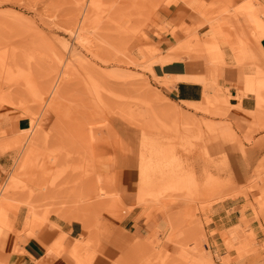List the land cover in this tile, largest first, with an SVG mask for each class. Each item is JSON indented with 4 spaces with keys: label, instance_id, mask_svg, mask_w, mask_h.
Here are the masks:
<instances>
[{
    "label": "rangeland",
    "instance_id": "rangeland-1",
    "mask_svg": "<svg viewBox=\"0 0 264 264\" xmlns=\"http://www.w3.org/2000/svg\"><path fill=\"white\" fill-rule=\"evenodd\" d=\"M180 6L189 11L179 28L167 21ZM84 11L90 46L75 34ZM205 34L231 60L214 59ZM262 39L264 0H0V149L12 158L0 183V238L12 233L18 253L36 239L58 257L66 246L56 252L30 234L78 222L81 264H92L107 245L99 229L136 209L149 231L114 259L101 253L106 264H264V153L248 181H235L228 159L256 134L264 139ZM185 57L204 58L206 74L155 75V65ZM177 79L203 83V100H171L162 86ZM245 97L252 110L241 107ZM127 171L137 181H117Z\"/></svg>",
    "mask_w": 264,
    "mask_h": 264
},
{
    "label": "crops",
    "instance_id": "crops-1",
    "mask_svg": "<svg viewBox=\"0 0 264 264\" xmlns=\"http://www.w3.org/2000/svg\"><path fill=\"white\" fill-rule=\"evenodd\" d=\"M188 11L189 10L186 7L180 6L174 12L172 18L167 22H170L174 26H177L179 28L182 27L185 23L184 16L188 13ZM165 23L166 22L160 20L156 25V35L159 38L166 35V33L162 35L159 30ZM202 39L205 44H207L209 54L214 59L224 58L227 61L231 60L232 53L228 46L220 44L219 41L212 38L211 35L208 34H205ZM174 44L175 42L172 45ZM156 45L158 44L156 43ZM172 45H170L164 52L170 49ZM261 47L264 50V39H262L261 41ZM225 48L229 50V58H226L225 56ZM201 60H203L205 64ZM206 71V60L204 58L192 60L188 57H185L180 61L167 63L161 66H154V73L158 77H186L196 75L202 76L206 74ZM219 75L220 79L218 80V83H222L224 85L226 82H228V76L226 73L221 74V71H219ZM162 87L164 88L166 95L171 100L177 103L189 102V104H194L195 102H201L205 93L204 84L200 81L194 80L191 81L185 79H177L172 86ZM259 87L260 86L258 85L255 86L253 91ZM230 94H236V91L231 90ZM229 98L234 97L228 96L226 102H223L220 98L219 99L223 104L226 103L227 107H230L228 104ZM241 107L245 110L247 109V111L252 110L253 102L251 97L243 98L241 101ZM28 125L29 121L27 119H20L17 123L19 129H26ZM262 136L263 134H256L254 136V140H256V142L253 145L244 143V153L240 150L229 151L228 159L230 169L235 181H248L250 179L252 171L257 165L258 159L264 153V139H261ZM11 163L12 158L10 153L2 152V150L0 149V183H2L4 173L9 169ZM117 181H137V179L134 173H132L131 171H127L126 173H122L121 175L119 174ZM136 216V209H133L123 221L117 222L114 220H108L106 225L102 226L101 229H99L98 234L100 239L107 244L106 247L100 245V251L102 254H104L105 257L109 256L110 258L114 259L119 251L122 252L123 250H125L135 239L145 237L146 233L149 230H147L144 222H136ZM14 217L15 218L12 221L16 222L15 228L18 230L20 227L17 223V217L15 215ZM58 225L59 229L52 227L49 223L45 224L40 230H38L37 235H30L31 237L38 236L37 238L44 241V243H46L48 246L64 245L67 249H69L73 246L77 238L85 234L82 224L78 222H72L70 224L59 222ZM255 228L256 231L260 233L256 225ZM60 231L66 233V239L64 236L59 237ZM6 235L7 236L5 238H0V258L6 261L7 264H75L65 254L54 257L51 251H49V248L36 239H28L23 244H17L18 249L22 251H20L19 253L14 252L13 247L16 245L15 236L12 233H8ZM9 245L10 247L8 248ZM5 246L7 248H5ZM101 253L98 254V251L96 250V254L92 264H106V262L103 260L104 256Z\"/></svg>",
    "mask_w": 264,
    "mask_h": 264
},
{
    "label": "bare ground",
    "instance_id": "bare-ground-1",
    "mask_svg": "<svg viewBox=\"0 0 264 264\" xmlns=\"http://www.w3.org/2000/svg\"><path fill=\"white\" fill-rule=\"evenodd\" d=\"M91 14V13H90ZM90 19H91V16L90 15H88V11H87V13L84 11L83 13H82V16H81V20H80V22H79V24H77L78 26H77V28H76V39L77 40H79V42L80 41H86L87 39H89V38H87V32H89L88 31V23L90 22ZM122 17L120 18V20L118 21L119 22V31H121V32H124L125 30H126V28L128 27V22L123 18L122 20ZM74 34V35H75ZM76 40V41H77ZM90 40V39H89ZM89 40H87V42H84V43H87V46H90L91 44H90V41ZM183 41H181V43H182ZM83 43V44H84ZM180 43V44H181ZM76 44H78V43H76ZM82 44V43H81ZM89 44V45H88ZM85 45V44H84ZM83 45V46H84ZM93 47V46H92ZM180 47V46H179ZM179 47H177V49L179 48ZM76 51V49L75 50H73V53ZM177 51V50H176ZM187 52V50H186V46L185 45H183V47H181V49L179 48L178 49V52H177V55L176 56H182L183 54H185ZM72 53V52H71ZM75 54V53H74ZM178 59V58H177ZM61 62V61H60ZM63 62V61H62ZM62 62H61V64H62ZM67 63H65V65H66ZM70 64H72V63H70ZM68 66H69V64H67V68H68ZM71 66V65H70ZM69 66V67H70ZM64 67V66H63ZM63 67H62V72H63ZM66 67H64V69H65ZM67 68L65 69L66 70V72L65 73H68V72H70V69H69V71H67ZM64 70V71H65ZM96 70H98V69H96ZM65 73H63L62 75H67L68 76V74H65ZM111 75V74H110ZM65 76H63V78H65ZM131 76V75H130ZM133 76V75H132ZM61 79V78H60ZM90 79H91V82H92V86H93V88H94V90H95V92L96 93H98L99 94V92H100V83H98V80H96L94 77H92V76H90ZM89 79V80H90ZM59 81V80H58ZM57 81V82H58ZM57 84L58 83H55L54 85H53V88L50 90V97H52V98H54V96H55V94L57 93ZM158 97H160V100H164V99H167L162 93H155ZM102 99V98H101ZM258 104H261V105H264V98H261V99H259L258 100ZM12 183H14V185H18V181H15V179L13 178V180H12ZM12 185H8L7 186V188L5 189V192L7 191V194H9L10 193V190H12ZM151 195H153V194H150V193H143L142 195H139V196H142V197H145V196H151ZM6 197V196H5ZM154 197V196H153ZM4 198V197H3ZM118 208V207H117ZM110 209H112V208H110ZM113 209H114V207H113ZM107 210H109V209H107ZM106 212V211H105ZM109 212V211H108ZM108 212H106V214L108 213ZM57 226H59V225H57ZM56 226V227H57ZM82 237V236H81ZM9 241V240H8ZM77 242H79V244L77 243V245H75L73 248H71V249H68V250H66V252H65V255L66 256H68L75 264H81V254H82V245H81V243H82V241H80V239L78 238L77 239ZM6 244H7V241H6ZM4 245V244H3ZM12 245V244H11ZM4 247V246H3ZM10 247V245L8 246V248ZM64 247V245H60V246H57L56 248H55V251L56 252H60V250L62 249ZM5 248H7L6 246H5ZM10 250H11V248H10ZM159 261H161V260H159ZM162 262V261H161ZM165 262V261H164ZM163 262V263H164ZM159 263V262H158ZM166 263V262H165ZM117 264H128V258H124V259H121L120 261H118V263ZM157 264V263H156ZM160 264V263H159Z\"/></svg>",
    "mask_w": 264,
    "mask_h": 264
}]
</instances>
